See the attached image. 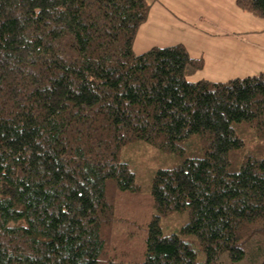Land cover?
Instances as JSON below:
<instances>
[{
	"label": "trees",
	"instance_id": "1",
	"mask_svg": "<svg viewBox=\"0 0 264 264\" xmlns=\"http://www.w3.org/2000/svg\"><path fill=\"white\" fill-rule=\"evenodd\" d=\"M155 1L0 0V264H264V73L190 82L183 45L136 54ZM134 141L175 156L147 192Z\"/></svg>",
	"mask_w": 264,
	"mask_h": 264
},
{
	"label": "rangeland",
	"instance_id": "2",
	"mask_svg": "<svg viewBox=\"0 0 264 264\" xmlns=\"http://www.w3.org/2000/svg\"><path fill=\"white\" fill-rule=\"evenodd\" d=\"M201 5L203 6L201 16L204 20L201 21V19H198L199 21L197 22L198 24L201 23V26H198L199 31L201 30V41H199L201 52L198 51L191 55H194L193 57L201 58L203 53H205V58L209 63L217 60L219 64L225 63V65H223L224 68L232 65L236 67L235 71L239 73L236 77H243L240 74L242 71L249 75L247 71L251 66L255 70L264 69V51L256 47H251L253 46L252 44L264 46V41L262 40L264 37V32H262L264 30V21L248 15V18L251 19L253 23H248L242 32H237L239 34L238 36H234L232 35L233 32H229L232 34L210 38V31L213 34L216 32L213 28L211 29L205 26L207 24L212 26L209 22H214L223 26L224 23L227 24L231 19L239 22L241 18L239 16V11L236 8L235 0H201ZM232 37L240 41L241 39H246L248 41L247 44H252H250V47L245 46V49H247L246 51L238 47V53L236 55V49L234 47L229 48L228 46H224L226 43H229V45L231 44V41L228 39H231ZM207 43H214L213 46L215 51L213 54L203 51L204 46H206ZM249 62H253L252 65L249 64ZM208 71H212V69L209 68ZM206 74L207 72L201 73L200 71L190 77L189 81H200L201 77ZM199 145L200 144L196 142L194 144V149L198 150ZM122 152L121 158L125 161L131 172L134 173L135 185H137L142 192L149 191L150 180L153 173L162 167H170L172 159L175 158L171 153L162 152L146 144L143 145L140 141H134L129 145L127 150L125 149V151ZM188 221L189 216L187 212H173L161 220V228L165 235H180L181 228H183ZM199 257L201 258L200 254Z\"/></svg>",
	"mask_w": 264,
	"mask_h": 264
},
{
	"label": "crops",
	"instance_id": "3",
	"mask_svg": "<svg viewBox=\"0 0 264 264\" xmlns=\"http://www.w3.org/2000/svg\"><path fill=\"white\" fill-rule=\"evenodd\" d=\"M201 10L203 11L201 0H156L151 5L147 21L138 30L133 43V51L136 54H141L152 47L183 45L189 55L193 57L194 55L191 54H195V52L198 51L201 52V45H199V41H201V30L199 31L198 29V26H201V23H197L199 21L198 19H201V21L204 20L201 16ZM239 16L241 18L239 22L231 19L230 22H227V24L224 23L223 26L214 22H209L212 26L208 24L205 25L211 29L213 28L216 32L213 34L210 31V38L226 36L225 34L231 35L232 33L229 32H233L232 35L238 36L239 34L237 32H242L248 23H253L252 20L248 18V15L241 11H239ZM228 40L231 41V44L229 45V43H226L224 46H228L229 48L234 47L236 49V55L238 53V47L246 51L247 49H245V46L250 47V44H252H247L248 41L246 39H241L240 41L232 37ZM262 40L264 41V37ZM213 44L214 43H207L206 46H204L203 51L213 54L215 51ZM252 45L253 46L251 47H256L264 51V46L258 44ZM201 58L205 63L204 69L201 73L207 72L206 75L201 77V80L225 82L237 78L236 76L239 74L235 71L236 67L232 65L224 68L223 65H225V63L219 64L217 60L209 63L205 58V53H203ZM252 63L253 62H249L251 65ZM209 68H211L212 71H208ZM247 72L251 76L260 72L264 73V69L255 70L251 66ZM240 74L243 77L249 76L244 71Z\"/></svg>",
	"mask_w": 264,
	"mask_h": 264
}]
</instances>
